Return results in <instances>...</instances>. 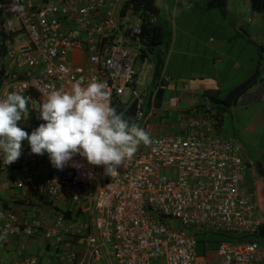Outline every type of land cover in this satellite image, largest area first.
Returning a JSON list of instances; mask_svg holds the SVG:
<instances>
[{
  "label": "built area",
  "instance_id": "2783aa9c",
  "mask_svg": "<svg viewBox=\"0 0 264 264\" xmlns=\"http://www.w3.org/2000/svg\"><path fill=\"white\" fill-rule=\"evenodd\" d=\"M11 2L0 0V98L11 91L31 97L29 115L20 122L26 132L44 123L39 105L51 90L70 91L77 81L97 80L106 84L111 105L130 88L126 104H135L132 122L149 133L158 92L170 79L162 65L154 78L142 28L146 15L133 0H20L17 12L8 11ZM147 19L157 24L155 14ZM19 35L26 41L16 42ZM150 85L156 91L144 114L147 94L137 86ZM166 110L179 111L176 95L168 98ZM180 117V132L149 133L152 143L141 144L118 174L79 154L58 170L47 153L32 154L27 140L12 164L5 165L0 153V174L13 173L0 180V193L62 202L88 217V223L73 224L57 214L46 226L0 209L2 228L25 237L41 231L56 264H96L102 258L110 264H201L196 240L187 233L196 231L231 239L218 245L219 264L257 262L260 245L252 238L262 222L260 202L246 190L240 147L218 134L214 112ZM161 120L172 124L167 115ZM79 246L84 248L80 261Z\"/></svg>",
  "mask_w": 264,
  "mask_h": 264
},
{
  "label": "crops",
  "instance_id": "0c3cea01",
  "mask_svg": "<svg viewBox=\"0 0 264 264\" xmlns=\"http://www.w3.org/2000/svg\"><path fill=\"white\" fill-rule=\"evenodd\" d=\"M198 1L203 3L207 0ZM191 3L192 0H154V7L157 9V16L162 10H170L171 14L174 15L175 18L177 14H182V12L185 11V9L190 6ZM216 3H218L219 5L221 4L225 18L227 17L226 19H229L232 23L235 36L245 37L246 40L249 39V43L251 46H254L257 49L259 48L258 58H256L255 60L256 64L253 72L256 71L259 67L261 70L260 78L258 79L257 83L246 93H244L238 99L234 106L220 113L218 118L220 119V122L218 124V134L223 137L222 134L224 133V118H229L231 120V123L234 121L235 126L237 127L238 123H244V125L246 124L244 131H250L251 127H264V63L262 64L259 60L260 52L264 49V0H216ZM242 12H244L245 14V16H243L244 21L240 22L244 23V29H240V27L238 28V19L241 18L240 16L242 15ZM239 14L241 15L238 17ZM157 25L162 26L164 35L168 38L167 43H162L156 46L162 58L160 66L162 65L165 67L166 75L168 57L166 58L165 56L171 54V51L176 43V39L173 42L171 33L166 32L165 27L168 26V23L161 25L157 21ZM185 33H187V31H185ZM213 34L214 32L212 34H209V32H201L198 35L200 39L198 41L195 40V43L202 46L204 50H215L216 46L211 47V44L214 43ZM226 34L227 31L221 33L224 38L226 37ZM246 35H248V37ZM194 36L195 35L193 33H187V37L190 38V40L188 39L187 41L189 45H192ZM147 51L148 56L152 60V64L154 65V54H152V52H149V50ZM219 62L221 63V61ZM154 67L156 71L157 61H155ZM233 67H239L236 61L233 63ZM216 76L217 75L213 73L209 76H206L204 74H196V76H192L189 80V82L193 84L192 87H185L184 84L186 83H184V81H179L180 83H182V85L180 84V86L178 87L175 85L171 86L170 81L165 83L162 90H160V92L158 93V98H162L163 90L166 88L170 92L172 91L169 97L172 95H176L179 98V105L183 103V106L179 108V111H172V115L167 113V110L164 106H160V109L165 111H160L159 109L158 111L156 110L157 114L151 120L149 133L174 134L180 132L179 122L181 120L180 116L182 115V113L185 114L189 113V111H201L199 110L198 105H208L209 102L207 101V99L209 98V96H218L217 94L219 89ZM167 77L169 78V76ZM154 78H156L155 74ZM197 91H200V94ZM198 99L200 100L198 101ZM193 102L196 103L193 104ZM165 115H167V117H171L172 124H165V126H161L163 120H161L160 122L158 120L160 119V117H163ZM240 120H242V122H240ZM162 127L165 128L164 133H158L157 130H160ZM240 132L241 131H239V133ZM243 160L247 164V171L250 170L247 161L245 159ZM12 175L13 173L0 174V180H9ZM263 188L264 184H262L260 187L262 192ZM0 209L14 211L19 221L38 220L40 222H44L46 226L50 224L51 219L57 214H65V218H67L73 224H78L79 222L83 224L88 223V217L85 214H81L75 208L66 206L62 202L45 203L44 201L37 199L36 196L28 193L18 198L14 196L13 192L10 190L0 193ZM262 222H264V219H262ZM187 233H191L196 240V253L202 261L201 264H219L216 250L220 242H216L217 244H215L214 241L215 239H220L222 236L206 231ZM252 239L256 240L260 245V259L253 264H264V237H255ZM83 252V246L77 247L78 261L81 260ZM56 263L57 261L55 252L52 247L47 244L42 236L41 231L37 232L32 237H25L20 231H16L11 234L2 228L0 222V264ZM96 264L110 263L105 258H102Z\"/></svg>",
  "mask_w": 264,
  "mask_h": 264
},
{
  "label": "clouds",
  "instance_id": "9594fccd",
  "mask_svg": "<svg viewBox=\"0 0 264 264\" xmlns=\"http://www.w3.org/2000/svg\"><path fill=\"white\" fill-rule=\"evenodd\" d=\"M20 0H12L8 11L22 9ZM107 86L93 80L77 81L70 91L53 89L39 105V124L31 134L20 122L29 115L30 96L11 91L0 98V153L4 164L16 162L27 140L32 154H48L52 166L62 170L74 155L90 165H103L106 173L118 174V167L131 159L138 147L150 145L149 133L130 122L111 105Z\"/></svg>",
  "mask_w": 264,
  "mask_h": 264
},
{
  "label": "rangeland",
  "instance_id": "374dc122",
  "mask_svg": "<svg viewBox=\"0 0 264 264\" xmlns=\"http://www.w3.org/2000/svg\"><path fill=\"white\" fill-rule=\"evenodd\" d=\"M243 16H245L244 12H242L241 18L238 19V28L240 27V29L245 28L243 26L244 23L240 22L244 21ZM157 18L161 25L168 23V26L165 27L166 32L171 33L173 42L176 39L171 54L165 56L166 58L168 57L166 75L170 78L171 86L175 85L178 87L180 84L182 85L179 81H184L186 83L184 84L185 87H192L193 84L189 82L192 76L194 77L196 74L209 76L213 73L217 75L219 89L217 95L222 98L229 89L244 81L255 69V60L258 58L259 48L251 46L249 39L246 40L245 37L235 36L232 23L229 19H226L227 17L225 18L222 6L216 3V0H207L203 3L198 0H192L190 6L182 14H177L175 18L170 10L160 11ZM185 31L188 34L193 33L195 35L192 45L187 43L190 38L187 37ZM212 31L214 32V43L211 44V47L216 46L215 50H204L202 46L195 43V40L198 41L200 39L198 35L201 32L212 34ZM224 31H227L225 38L221 35ZM246 36L248 37V35ZM23 41H26L25 36L19 35L16 42ZM259 60L262 64L264 63L261 59ZM155 61L156 57H154V65ZM235 61L239 65L238 68L233 67ZM0 62H3L1 56ZM129 89L125 90L120 96L121 101L124 103L128 102ZM140 89H143L147 94L143 108V113L145 114L151 93H155L156 88L153 85L145 88L137 86V90L139 91ZM171 93L172 91L170 92L165 88L162 98L157 97L155 104L157 111L158 109L165 111L161 110L160 106H164L167 109V100ZM198 93L200 94V91ZM182 104L179 105V108L183 106ZM168 113L170 115L173 114L171 110H168ZM165 124V121H163L161 126H165ZM245 125L244 123H238V128L235 126L234 121L231 123L229 118H224V133L222 135L224 138L232 139L240 147L241 156L250 167V170L246 172V190L248 193L258 195L256 196L260 202L261 218L264 219V196L260 189L261 185L264 184V127H251L250 131H244ZM164 130L165 128L162 127L157 132L164 133ZM239 131L241 132L239 133Z\"/></svg>",
  "mask_w": 264,
  "mask_h": 264
},
{
  "label": "trees",
  "instance_id": "16d2710c",
  "mask_svg": "<svg viewBox=\"0 0 264 264\" xmlns=\"http://www.w3.org/2000/svg\"><path fill=\"white\" fill-rule=\"evenodd\" d=\"M133 2L135 6L138 9L141 8L142 12L145 13L146 15L144 17L145 20H144V24L142 25L143 26L142 28H143V32L146 34V39H147L146 44L148 47L147 49L149 50V52H152V54H154V57H156L157 67H156L155 75H157L159 73V67L162 58H161V54L156 49V46L162 43L163 44L167 43L168 38L165 37L162 26L153 24L147 19L148 13L155 14L157 16V9L154 7V0H133ZM260 71L261 70L259 67L244 81L229 89L225 94V96H223L222 98L216 95L209 96V98L207 99V101L209 102L208 105H204V104L198 105L199 110L206 112H214L215 116L219 118L221 112H224L225 110L234 106L238 101V99L257 83L258 79L260 78V73H261ZM112 106L116 108L118 113H122L125 118H129L130 122L133 121L135 115L134 103L126 104L122 102L119 98L114 97L112 99ZM263 196H264V188H263ZM44 202L48 203L46 201ZM255 237L257 238L264 237V222H261L259 228V234ZM222 241H231V239L222 236L220 239H215L214 243L217 244L216 242H222Z\"/></svg>",
  "mask_w": 264,
  "mask_h": 264
},
{
  "label": "flooded vegetation",
  "instance_id": "af4514ba",
  "mask_svg": "<svg viewBox=\"0 0 264 264\" xmlns=\"http://www.w3.org/2000/svg\"><path fill=\"white\" fill-rule=\"evenodd\" d=\"M0 70H1V62H0ZM1 73V72H0ZM0 77H1V74H0Z\"/></svg>",
  "mask_w": 264,
  "mask_h": 264
}]
</instances>
